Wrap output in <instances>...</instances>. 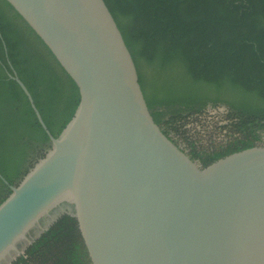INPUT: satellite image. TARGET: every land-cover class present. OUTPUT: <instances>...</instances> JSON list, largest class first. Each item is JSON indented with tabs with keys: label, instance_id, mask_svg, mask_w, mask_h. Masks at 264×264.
I'll return each instance as SVG.
<instances>
[{
	"label": "water",
	"instance_id": "1",
	"mask_svg": "<svg viewBox=\"0 0 264 264\" xmlns=\"http://www.w3.org/2000/svg\"><path fill=\"white\" fill-rule=\"evenodd\" d=\"M8 1L79 101L54 136L10 74L51 145L0 203V264L65 211L92 264H264V143L202 166L154 120L105 0Z\"/></svg>",
	"mask_w": 264,
	"mask_h": 264
},
{
	"label": "trees",
	"instance_id": "2",
	"mask_svg": "<svg viewBox=\"0 0 264 264\" xmlns=\"http://www.w3.org/2000/svg\"><path fill=\"white\" fill-rule=\"evenodd\" d=\"M154 120L205 166L264 139V0H105ZM57 136L77 85L8 0H0V203ZM225 105L223 112H212ZM9 264H92L65 211Z\"/></svg>",
	"mask_w": 264,
	"mask_h": 264
},
{
	"label": "rangeland",
	"instance_id": "3",
	"mask_svg": "<svg viewBox=\"0 0 264 264\" xmlns=\"http://www.w3.org/2000/svg\"><path fill=\"white\" fill-rule=\"evenodd\" d=\"M224 110H225V105H218V106L214 107L213 109L210 108V113L217 112V111L223 112ZM263 143H264V139L262 142H260V144H263ZM178 145L181 147L185 146L184 142H180V144H178ZM67 210H70V209H67Z\"/></svg>",
	"mask_w": 264,
	"mask_h": 264
}]
</instances>
